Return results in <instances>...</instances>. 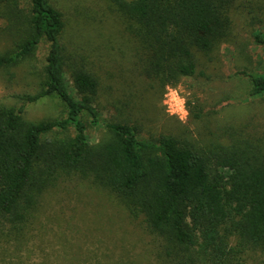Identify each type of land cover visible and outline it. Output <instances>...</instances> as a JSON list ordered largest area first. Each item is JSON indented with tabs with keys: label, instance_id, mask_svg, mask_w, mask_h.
<instances>
[{
	"label": "trees",
	"instance_id": "obj_1",
	"mask_svg": "<svg viewBox=\"0 0 264 264\" xmlns=\"http://www.w3.org/2000/svg\"><path fill=\"white\" fill-rule=\"evenodd\" d=\"M245 1L258 6L264 28V0H109L135 45L141 75L163 87L194 75L202 56L234 40L232 15ZM66 24L52 0H0V35L16 33L0 53V69L48 43L40 88L20 95L18 106L0 102V242L20 247L41 194L79 174L143 217L158 238L155 264H245L250 250L263 253L264 147L236 137L207 151L176 134L145 137L129 116L102 118L103 73L74 53ZM253 36L264 45V30ZM241 73L264 117V67ZM46 97L60 100L63 115L26 118L25 104ZM90 126L105 131L97 143ZM16 252L0 251V264ZM10 263L30 264L21 256Z\"/></svg>",
	"mask_w": 264,
	"mask_h": 264
},
{
	"label": "rangeland",
	"instance_id": "obj_2",
	"mask_svg": "<svg viewBox=\"0 0 264 264\" xmlns=\"http://www.w3.org/2000/svg\"><path fill=\"white\" fill-rule=\"evenodd\" d=\"M52 2L64 13L65 41L103 73L102 118L129 116L145 137L176 134L207 151L236 137L252 138L264 147L263 106L249 96L247 77L241 73L245 67H264V45L253 36L264 30L255 3L245 1L233 12L232 42L221 44L211 58L202 56L194 75L163 87L141 75L135 45L109 0ZM14 33L7 29L0 35V53L12 47ZM47 50L42 41L33 57L0 69V102L18 106L23 103L20 95L40 88ZM63 113L57 97L25 104V117L31 120ZM89 133L97 143L105 131L90 126ZM25 237L20 247L0 242V251H21L6 255L5 264L17 256L30 264H155L158 246L142 216H131L114 193L79 174L64 175L41 194ZM244 260L264 264V252L250 250Z\"/></svg>",
	"mask_w": 264,
	"mask_h": 264
}]
</instances>
